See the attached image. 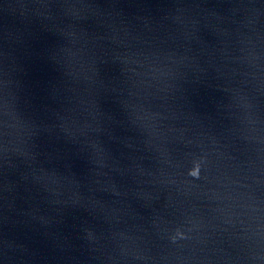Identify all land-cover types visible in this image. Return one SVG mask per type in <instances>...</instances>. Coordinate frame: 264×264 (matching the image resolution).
I'll return each instance as SVG.
<instances>
[{
    "label": "water",
    "instance_id": "1",
    "mask_svg": "<svg viewBox=\"0 0 264 264\" xmlns=\"http://www.w3.org/2000/svg\"><path fill=\"white\" fill-rule=\"evenodd\" d=\"M0 264H264V0H0Z\"/></svg>",
    "mask_w": 264,
    "mask_h": 264
}]
</instances>
